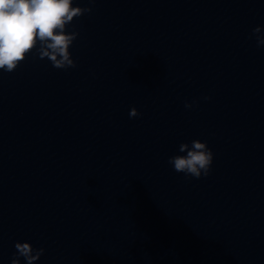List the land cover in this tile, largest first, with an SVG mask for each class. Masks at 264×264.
Returning a JSON list of instances; mask_svg holds the SVG:
<instances>
[{"label": "clouds", "instance_id": "1", "mask_svg": "<svg viewBox=\"0 0 264 264\" xmlns=\"http://www.w3.org/2000/svg\"><path fill=\"white\" fill-rule=\"evenodd\" d=\"M95 0H89L94 3ZM91 8L73 6V0H0V71L12 72L24 61L27 55L36 49L39 58H47L57 69L75 68L76 62L69 51L78 33L66 32V26L75 17L90 13ZM262 29L252 30L257 47L264 45ZM37 45H39L37 49ZM210 100V96L203 97ZM196 101L185 102V108L191 109ZM141 113L132 107L129 116L136 118ZM179 152L186 155L169 157L168 163L174 171L200 179L211 171L214 154L206 142L199 139L191 144L181 143ZM11 264H20L23 257L26 264H34L44 253V248L34 249L28 242H16Z\"/></svg>", "mask_w": 264, "mask_h": 264}, {"label": "water", "instance_id": "2", "mask_svg": "<svg viewBox=\"0 0 264 264\" xmlns=\"http://www.w3.org/2000/svg\"><path fill=\"white\" fill-rule=\"evenodd\" d=\"M220 264H264V228Z\"/></svg>", "mask_w": 264, "mask_h": 264}]
</instances>
